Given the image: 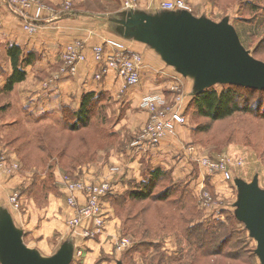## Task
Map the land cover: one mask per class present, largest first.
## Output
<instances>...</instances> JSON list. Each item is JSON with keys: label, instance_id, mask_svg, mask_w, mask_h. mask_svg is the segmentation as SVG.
<instances>
[{"label": "rangeland", "instance_id": "obj_1", "mask_svg": "<svg viewBox=\"0 0 264 264\" xmlns=\"http://www.w3.org/2000/svg\"><path fill=\"white\" fill-rule=\"evenodd\" d=\"M31 1L30 15L43 7V17L35 18L37 27L32 33L19 17L24 8L18 5L10 9L0 0V8L19 19L29 36L51 21L45 13L60 18L96 15L117 19L116 23L126 15L121 0H87L81 10L72 2L57 7L45 0ZM169 1L176 0H143V12L156 4L161 13ZM183 1L196 17L214 22L227 19L242 45L264 62V0ZM134 8L140 11L139 0ZM111 43L143 58L140 81L135 85H127L120 67L108 63L116 54ZM75 52L84 58L76 61L77 72L57 79L68 70L66 57ZM155 52L145 45L143 53L135 52L115 40L93 46L82 39L67 44L57 70L48 81L42 80L43 87L77 77L83 65L91 71L89 81L99 87L111 72L123 81L116 94L84 93L83 97L89 93L96 96L89 123L76 131L70 129L75 120L68 127L65 118L69 115L63 110H79L83 97L78 109L65 106L60 114L27 111L23 116L12 109L15 88L6 92L4 85L0 86V160H5L0 163V178L14 180L12 187L17 181L15 188L0 196V207L12 219L18 214L25 223H34L35 234H24L23 241L42 257H52L63 246H71L70 264H261L255 254L256 240L236 218L239 192L235 181L252 183L258 176L264 190V91L252 93L245 87L223 84L206 89L218 93L231 90L240 109L231 117L213 121L198 114L194 79L180 74ZM12 71L7 51L0 48V78L7 80ZM142 80L146 96L124 97L128 89L139 91ZM175 111L184 115V123L169 129ZM162 146L167 149L162 150ZM162 153L164 157H160ZM157 169L161 173L152 178ZM65 179L103 182L113 188V194L101 200L103 220L92 214L84 216L88 194H77V204L69 206ZM139 192L147 198H133ZM17 194L18 206L14 202ZM52 196L55 206L64 202L66 210L59 205L44 213ZM30 210L39 216L36 220L30 219ZM229 237L234 249L225 245ZM221 245L227 247L223 256L214 255V249Z\"/></svg>", "mask_w": 264, "mask_h": 264}, {"label": "water", "instance_id": "obj_2", "mask_svg": "<svg viewBox=\"0 0 264 264\" xmlns=\"http://www.w3.org/2000/svg\"><path fill=\"white\" fill-rule=\"evenodd\" d=\"M118 22L127 36L151 47L183 76L192 77L197 93L216 84L264 91V62L242 45L235 27L227 19L214 22L187 10L156 15L130 10ZM235 182L239 192L236 218L256 240L255 254L264 264V190L258 176L252 183L239 179ZM23 237L11 215L0 207L1 264L71 263V246H63L54 256L44 258L27 247Z\"/></svg>", "mask_w": 264, "mask_h": 264}, {"label": "crops", "instance_id": "obj_3", "mask_svg": "<svg viewBox=\"0 0 264 264\" xmlns=\"http://www.w3.org/2000/svg\"><path fill=\"white\" fill-rule=\"evenodd\" d=\"M49 4L61 7L66 2L75 4L78 10L83 9V5L87 0H45ZM140 1V11L143 12V0ZM159 0H157L158 2ZM167 1V0H166ZM156 3V2H155ZM142 9V10H141ZM127 10H125L126 13ZM145 11V10H144ZM136 12V10H135ZM163 11H161L162 13ZM128 13V11H127ZM147 14L156 15L159 13L156 4L151 8V11H146ZM93 14V13H91ZM160 14V13H159ZM46 17L52 18L48 25L40 28L36 34L29 36L21 27V22L15 16L6 10L0 8V48L1 51H7L8 45H19L28 52H36L38 59L34 65L27 69L26 81L19 83L12 92L14 102L12 109L21 115H25L27 111L38 114L45 112L61 113V108L70 106L78 109L81 105V100L85 92L89 91H105L106 93H117L122 89L123 81L114 73L108 74L105 82L99 87L95 82H90L88 74L91 73L89 66L83 65L77 77L71 79H63L60 83L50 85L48 88L43 87V83L48 81L49 76L57 70V65L61 58V51L64 47L75 40H85L89 45H96L105 42L106 40H115L125 44L130 50L143 53V45L148 46L134 37L127 36L126 31H122L120 24L114 20L100 16H72L60 18L55 13L46 14ZM124 18L123 13L120 15ZM58 17V18H57ZM149 47V46H148ZM150 50H153L149 47ZM155 51V50H153ZM156 53V52H155ZM151 56V55H149ZM44 80V82H42ZM6 79L0 78V86L5 85ZM143 80L141 89H128L124 95L128 97H143ZM123 97V98H124ZM74 105V106H73ZM167 149V146H162V150ZM1 150V143H0ZM160 157H164V154ZM98 165L95 167L97 168ZM14 181V180H13ZM13 181L0 178V196H5L7 191L12 187ZM20 182V181H19ZM51 201L47 209L43 212L51 213L54 209L61 205L66 210L64 202L55 206V202ZM30 219L38 218L39 216L30 210ZM29 213V214H30ZM15 226L26 233H34V223H25L23 218L18 215H12Z\"/></svg>", "mask_w": 264, "mask_h": 264}, {"label": "built area", "instance_id": "obj_4", "mask_svg": "<svg viewBox=\"0 0 264 264\" xmlns=\"http://www.w3.org/2000/svg\"><path fill=\"white\" fill-rule=\"evenodd\" d=\"M123 4L124 10H132L135 9L136 1L137 0H121ZM2 4L6 7L12 9L15 7L17 8L18 5H21L24 9L19 12V17L25 21V24H28L26 26L27 32H34L35 27H37L35 24V18H38L39 20L43 17L42 14V6H39V11L37 14L30 15L28 13V9L32 6L31 0H2ZM162 10L164 11H182V10H188L185 2L183 0H176V1H169L164 4ZM112 48H115L116 54L114 56H111L108 60V63L115 64L116 66L120 67V75L124 78L127 85L132 86L135 85L140 81V72H141V61L142 57L138 53L134 52H127L125 50H122V47H118L116 44L111 43L109 44ZM101 51L98 53L99 58L102 55V48H100ZM120 54V55H118ZM68 56V55H67ZM67 58V61L65 63L68 66V70H63L62 73L57 77V79H61L62 77H67V72L70 73V75L77 72V66L76 61L84 60L82 57H77V52L73 53L72 55H69ZM66 60V59H65ZM120 64V65H119ZM66 71V72H65ZM72 73V74H71ZM65 75V76H64ZM69 75V76H70ZM153 105V104H150ZM171 123L168 125L169 129L174 128L176 125H182L184 123V115L179 112H174L172 114V118L170 119ZM159 127L156 129L158 131ZM160 137L158 134L155 135V143H158ZM2 161H5L4 158L0 160V163ZM222 162V161H221ZM2 164H0V167ZM227 177L229 178V174L227 173ZM65 185L67 184L68 193L69 196L67 197V201L70 207H73L78 202V196L77 194H88V198L86 200L85 206H83L84 216L89 217L91 214L94 217L101 218L103 220L104 216V207L101 203V200L107 196H110L113 194V188L108 183L103 182H96V183H84V182H70L68 179L64 180ZM18 197L17 194L14 197V202L16 206L19 205L18 203ZM101 220V221H102Z\"/></svg>", "mask_w": 264, "mask_h": 264}, {"label": "trees", "instance_id": "obj_5", "mask_svg": "<svg viewBox=\"0 0 264 264\" xmlns=\"http://www.w3.org/2000/svg\"><path fill=\"white\" fill-rule=\"evenodd\" d=\"M7 56L10 59L13 71L12 74L7 78L3 89L6 92H10L13 91L15 85L26 80L27 67L34 65L35 61L38 59V54L36 52L25 53L21 46L14 44L8 47ZM233 86L243 88L241 86L235 85H231L230 87L232 88ZM245 89H248V91L252 93L256 91L250 88ZM231 93V90H225L222 93H218L214 90H206L202 93H199L194 99V105L198 111V114L203 117H208L213 121H220L233 116L240 109L238 107V103H235L234 98L231 97ZM95 96V93L86 94L83 97L80 109L77 111H73L68 107L64 108V115H69L65 118V120L68 119V127H70L73 120H75V123L70 129L76 131L78 128L84 127L89 123L90 106L92 107V100L95 98ZM160 173L161 170L157 169L151 175V177L154 178ZM133 198L142 200L146 199L147 197L145 195L143 196L142 192H139L137 194H133ZM232 236L234 235L232 234ZM231 241V237H229V242L227 240L225 245L227 247L229 245V249H234V243L231 244ZM225 245H221L219 248L214 249V251H217L214 255H222V252L225 253V249L227 248Z\"/></svg>", "mask_w": 264, "mask_h": 264}]
</instances>
